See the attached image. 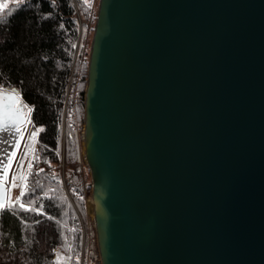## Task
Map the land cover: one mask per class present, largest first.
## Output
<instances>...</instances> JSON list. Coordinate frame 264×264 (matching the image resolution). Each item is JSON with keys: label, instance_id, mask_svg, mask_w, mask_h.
Here are the masks:
<instances>
[{"label": "water", "instance_id": "obj_1", "mask_svg": "<svg viewBox=\"0 0 264 264\" xmlns=\"http://www.w3.org/2000/svg\"><path fill=\"white\" fill-rule=\"evenodd\" d=\"M85 108L101 264H264V0H100Z\"/></svg>", "mask_w": 264, "mask_h": 264}, {"label": "trees", "instance_id": "obj_2", "mask_svg": "<svg viewBox=\"0 0 264 264\" xmlns=\"http://www.w3.org/2000/svg\"><path fill=\"white\" fill-rule=\"evenodd\" d=\"M2 15L0 89L19 91L37 140L18 180L28 188L0 214V264H101L83 149L97 11L92 0H28Z\"/></svg>", "mask_w": 264, "mask_h": 264}, {"label": "snow or ice", "instance_id": "obj_3", "mask_svg": "<svg viewBox=\"0 0 264 264\" xmlns=\"http://www.w3.org/2000/svg\"><path fill=\"white\" fill-rule=\"evenodd\" d=\"M18 4L26 3V0H16ZM55 0H53V3ZM8 7L7 3H0V23L3 22L4 9ZM30 116V110L26 109L23 105L19 93L15 89L3 90L0 89V132L11 133L16 137V143L14 147L16 150L20 148V141L24 140V135L21 132L22 127L30 123L27 117ZM42 131V129H40ZM37 139V132L32 133V140ZM29 151H34L30 148ZM16 151L10 154L9 159L5 163L4 160H0V211L5 209L4 200L7 197V188L5 184L7 182L8 170L12 165V158H15ZM32 165H29L31 168ZM18 179H26L24 177H18ZM15 186V184H13ZM24 188L27 189V183L24 184ZM31 204L30 201L21 202L19 204L20 209H25L27 205ZM27 210L31 211V208Z\"/></svg>", "mask_w": 264, "mask_h": 264}, {"label": "rangeland", "instance_id": "obj_4", "mask_svg": "<svg viewBox=\"0 0 264 264\" xmlns=\"http://www.w3.org/2000/svg\"><path fill=\"white\" fill-rule=\"evenodd\" d=\"M28 1V0H26ZM93 4L95 6V9L98 14V9L100 5V0H92ZM8 4V9L9 7L13 5H17L18 3L16 0H7L6 2ZM4 9V10H6ZM94 33H90L88 38H87V52L91 53V46H92V41H93V35ZM30 121V120H29ZM34 131L32 130L31 123H28L25 128L22 130V133L24 135V140L20 141V148L19 150L16 151V156L13 158L11 168L8 170V176H7V182L6 184L9 186V202L15 201L17 198L21 196L23 193V187L20 182L18 181V177H24L26 174L25 172V167H24V161L27 157L28 154L32 153V151H29L30 148L34 149L36 146V140H32V133ZM84 149V147H83ZM26 163V162H25ZM85 178L86 183H90V186L92 185V177L91 173L87 172L85 173ZM23 180V179H22ZM85 182V181H84ZM15 184V186H13ZM92 196H93V190H89L86 192V208H87V213L88 216L92 220H94V216L92 213ZM95 221V220H94ZM96 226V225H95ZM97 235V234H96ZM98 245V243H97ZM101 261V260H100Z\"/></svg>", "mask_w": 264, "mask_h": 264}, {"label": "bare ground", "instance_id": "obj_5", "mask_svg": "<svg viewBox=\"0 0 264 264\" xmlns=\"http://www.w3.org/2000/svg\"><path fill=\"white\" fill-rule=\"evenodd\" d=\"M16 143V137H14L11 133L8 132H0V160H4L5 163L10 157V154L13 151H17L14 147ZM13 161V158H12ZM77 197V196H76ZM94 204L92 201V213L94 216Z\"/></svg>", "mask_w": 264, "mask_h": 264}]
</instances>
